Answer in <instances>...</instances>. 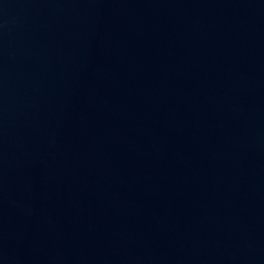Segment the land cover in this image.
<instances>
[{
    "label": "water",
    "instance_id": "water-1",
    "mask_svg": "<svg viewBox=\"0 0 264 264\" xmlns=\"http://www.w3.org/2000/svg\"><path fill=\"white\" fill-rule=\"evenodd\" d=\"M0 264H264V0H0Z\"/></svg>",
    "mask_w": 264,
    "mask_h": 264
}]
</instances>
